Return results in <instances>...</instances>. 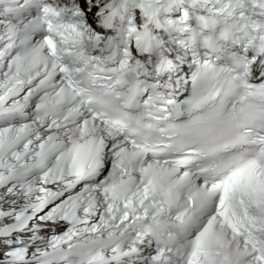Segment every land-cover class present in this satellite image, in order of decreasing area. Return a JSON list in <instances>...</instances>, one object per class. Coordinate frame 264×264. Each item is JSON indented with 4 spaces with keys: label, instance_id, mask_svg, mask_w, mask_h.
<instances>
[{
    "label": "snow or ice",
    "instance_id": "obj_1",
    "mask_svg": "<svg viewBox=\"0 0 264 264\" xmlns=\"http://www.w3.org/2000/svg\"><path fill=\"white\" fill-rule=\"evenodd\" d=\"M0 264H264V0H0Z\"/></svg>",
    "mask_w": 264,
    "mask_h": 264
}]
</instances>
